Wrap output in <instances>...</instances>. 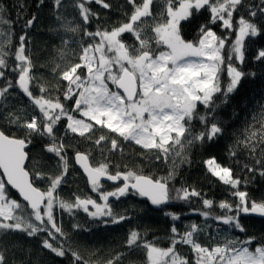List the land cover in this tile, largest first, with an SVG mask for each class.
<instances>
[{"label":"trees","instance_id":"16d2710c","mask_svg":"<svg viewBox=\"0 0 264 264\" xmlns=\"http://www.w3.org/2000/svg\"><path fill=\"white\" fill-rule=\"evenodd\" d=\"M146 3L0 0V131L25 144V170L34 188L51 192L52 220L36 222L42 211L31 213L0 174L7 198L23 210L17 221L0 219V264H152L151 254L167 249L180 264H195L200 252L264 249V218L248 215L264 210V0ZM228 5L229 13L221 12ZM183 8L181 41L196 47L211 32L222 48L218 91L183 118L182 133L145 148L96 124L85 134L69 132L68 118L77 117L75 81L86 78L84 49L118 33L129 59L155 58L166 50L156 29ZM241 24L248 32L237 52ZM20 53L28 67L25 93L17 86ZM124 70L114 65L116 77ZM41 103L55 105L53 115L44 117ZM77 154L109 176L166 185V203L154 206L131 192L118 197L120 179L90 186L75 168ZM209 161L231 183L211 174Z\"/></svg>","mask_w":264,"mask_h":264},{"label":"rangeland","instance_id":"374dc122","mask_svg":"<svg viewBox=\"0 0 264 264\" xmlns=\"http://www.w3.org/2000/svg\"><path fill=\"white\" fill-rule=\"evenodd\" d=\"M222 7L221 12L229 13V5ZM138 14L136 16L140 18L145 11ZM186 15L185 8L172 13L169 23L159 31L156 29L166 50L155 58L129 59L118 42V33L98 37L95 46L84 49L86 78L81 82L75 81L74 88L78 92L75 105L77 117L68 118V131L85 134L91 124H96L145 148L165 145L174 135L177 137L182 133L183 118L190 115L198 102H206L218 91L214 81L220 62L219 50L222 48V42H217L211 32H207L196 47L183 43L178 36L177 25ZM247 29L241 24L236 38L237 52ZM18 62L22 66V78L27 79V61L21 53ZM114 65L125 66L137 81L139 95L134 102H127L115 89L119 77L113 72ZM231 75L235 80L232 72ZM40 107L44 117L53 115L55 105L41 103ZM45 126L51 127L50 124ZM30 129L33 126L30 125ZM206 166L219 180L231 183L226 170L210 161ZM50 193L44 195L46 203L34 220L41 223L44 219L52 226ZM19 207L18 203L7 198L4 186L0 184V219L17 221V211H23ZM151 261L152 264L181 263L169 249L152 253ZM195 264H264V249L250 251L244 248L234 253L219 250L200 252Z\"/></svg>","mask_w":264,"mask_h":264},{"label":"water","instance_id":"95a60500","mask_svg":"<svg viewBox=\"0 0 264 264\" xmlns=\"http://www.w3.org/2000/svg\"><path fill=\"white\" fill-rule=\"evenodd\" d=\"M17 86L21 92L27 91V81L24 78L18 79ZM115 89L129 103L134 102L138 94V84L128 70L122 71L115 83ZM45 131L47 134L49 133L48 128ZM25 148L22 141L9 138L0 131V174L2 180L31 213H37L43 210L46 198L41 191L33 187L30 176L25 170L27 163ZM74 165L90 186L100 183L115 184L120 179L122 186L116 191L118 197L131 192L154 206H161L167 201V186L164 184L156 183L145 177H136L129 181L126 175L109 176L91 168L87 159L81 154L74 156ZM248 215L263 219L264 210L253 207Z\"/></svg>","mask_w":264,"mask_h":264},{"label":"built area","instance_id":"2783aa9c","mask_svg":"<svg viewBox=\"0 0 264 264\" xmlns=\"http://www.w3.org/2000/svg\"><path fill=\"white\" fill-rule=\"evenodd\" d=\"M34 123H35V120H33V124H32V126L34 125Z\"/></svg>","mask_w":264,"mask_h":264},{"label":"flooded vegetation","instance_id":"af4514ba","mask_svg":"<svg viewBox=\"0 0 264 264\" xmlns=\"http://www.w3.org/2000/svg\"><path fill=\"white\" fill-rule=\"evenodd\" d=\"M139 89V88H138Z\"/></svg>","mask_w":264,"mask_h":264}]
</instances>
